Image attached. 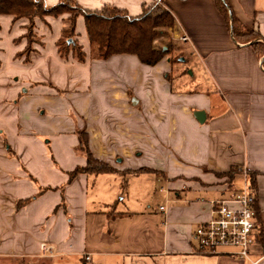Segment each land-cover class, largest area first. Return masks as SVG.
Listing matches in <instances>:
<instances>
[{
	"label": "crops",
	"instance_id": "1",
	"mask_svg": "<svg viewBox=\"0 0 264 264\" xmlns=\"http://www.w3.org/2000/svg\"><path fill=\"white\" fill-rule=\"evenodd\" d=\"M44 1L48 6L60 2ZM76 1L86 9L99 10L111 4L138 15L143 5L153 0ZM226 1L234 17L247 29L259 31V42L264 43V0ZM166 3L175 16L174 38L187 46L193 68L198 66L200 78L193 70L192 79L179 74V83L187 88L172 87L169 72L173 67L167 57L155 65L128 53L108 59L88 57L76 63L72 58L61 59L57 48H45L26 62L15 56L26 46L24 39L14 42L24 35L26 23L14 25L12 15H0V21L7 18L13 33L12 75L19 74L22 80L12 85L13 77L7 78L8 87L0 92V133L10 132L8 147L0 134V214L10 215L20 234L14 246L21 247L22 255L29 250L37 257H68L70 264H77L74 256L85 264H264V54L259 55L252 41L234 39L214 0ZM51 18L46 20L57 24L55 41L68 26V15ZM42 21L38 19L37 28ZM81 21L85 24L82 16L77 32L88 52L87 31L79 32ZM182 35L188 40H182ZM3 64L0 58V67ZM41 82L50 86L40 93L50 102L51 110L59 106L65 113L64 102L71 101L76 114L88 122L93 154L118 172L79 174L69 181L68 172L86 164V158L64 167L58 157L64 169L57 172L51 165L58 179L42 181L44 190L36 192L31 182L38 176L39 163L28 154L30 142L42 143L31 134L42 114L34 100ZM198 110L206 112L203 123L195 116ZM61 127L65 129L61 125L55 131ZM71 131L75 148L79 144L77 131ZM13 154L20 159L15 161ZM142 167L154 171L126 172ZM234 167L249 180V174L254 175L255 236L261 237L248 257L238 256L230 247L201 253L193 232L211 217L213 201L237 191L234 185L233 191L230 189L227 177L216 174ZM13 174L20 176L23 185L17 184ZM158 182L163 183L159 190L165 204L154 209L143 195ZM28 184L33 192L28 191ZM36 225L44 227L45 236L35 241L37 247L26 231ZM42 242L55 246L53 256L42 254ZM1 257L5 255L0 253Z\"/></svg>",
	"mask_w": 264,
	"mask_h": 264
},
{
	"label": "rangeland",
	"instance_id": "2",
	"mask_svg": "<svg viewBox=\"0 0 264 264\" xmlns=\"http://www.w3.org/2000/svg\"><path fill=\"white\" fill-rule=\"evenodd\" d=\"M48 17L50 16H47L46 18ZM54 18H51V19H54ZM6 19L7 18L4 17L3 20L0 21V48H1L0 58L4 63L0 67V92L1 93L4 88L6 90L8 87L6 86L7 78H10L11 76L13 77L12 85L22 82V80L21 81L19 80L21 79V77H19V74L12 75L15 72L14 70L15 68H13V66L10 64L11 62L10 54L12 52V47H13V45H11L10 36L13 33L12 31H10L11 30L10 24L7 22L8 20ZM38 19L39 18H36V21H35L36 23ZM21 21L26 23L25 30H24V35H25V33L27 32V25L29 23V20L27 18H20L15 21L14 25L18 24L17 22L20 23ZM39 23L41 24H39L38 28L36 24L35 29H34L35 35L33 36L31 43L28 45V47H31L29 51L27 52L24 51L28 44L27 37H24L23 35L22 37L18 39L16 38L14 40V42L17 43V42H20L21 39L22 40L24 39L23 41L26 43V46L24 47V49L20 51V52L24 51L23 55L20 57L16 54L15 56L17 58H21L24 61L28 62L30 61V58L34 55V53L38 52L39 50H42L45 48L52 49L51 51H54V49L56 48L58 50L57 41L59 38L63 37L62 34H63L64 29L61 32L59 38H57L54 41V37L57 32L56 31L57 24H54V20H51L48 23V21L44 19L42 22H39ZM68 26H69V21H68ZM158 30H159V34L156 36V38L153 41L154 47H156L157 49L175 48L174 51H172L171 53L167 54L164 57L165 59L166 57L169 59L170 57H172L171 65L173 69L171 72H169L170 79L173 77L172 87L174 89H177L180 87L187 88L186 84L183 85V83L182 84L179 83V80H178L179 74L183 73V76L185 77V79H192L193 76L191 75L192 74L191 70H193L195 77L197 76L198 78L199 77L198 66L197 64H195L194 68L196 70H194L193 65L191 64V60L188 59V54H187L188 52L186 51L187 46L183 44L180 40L174 38L173 27L172 28H160ZM83 31L84 33H86L85 24H83V22L81 21L79 23V32H83ZM74 39L78 41V43L81 44L79 35L74 36L72 39L70 38L68 42H71ZM87 51L88 52L85 51L86 52L85 60L88 57H90L91 59H102V58H99L97 55V46H94V45L92 46L90 43V46H88ZM58 54L60 58L63 60H70L72 58L74 60L73 62H76V63L85 62V60L81 61L78 58L74 57L73 54L71 53L69 54L67 58L62 56L59 51H58ZM43 67H44V64L39 66L37 68V71L39 70L40 72V70L43 69ZM41 72H42V75H45V70H42ZM40 85L41 87L38 86V89L39 88L41 89L37 91L38 93L34 100H35V104L37 105V107H42V110L40 112L42 114H40V118L36 120L35 122L36 128L33 130L31 134H33L32 137L37 139V141L39 140L42 141V143L30 142L31 148L28 154L33 160H37L39 163L38 165L39 167H37L38 176H36L35 177L36 179L32 180L31 182L32 184L35 185L36 192L44 190L42 181L50 183L58 179V177L54 176V173L51 170V165H53V168L56 169L55 171L59 172L62 169H64L65 166H71L68 164H71V162H73L74 160H82V159L83 161L85 160L86 156L84 152L80 149L79 144H78V147L72 148V145H74L73 143H74L75 134H73L74 132L71 131V129L75 128L77 132L80 130H86V125L88 124L85 118H83L79 114H76L75 110L72 108L71 101L64 102V107L66 108L65 113H62L60 111L59 106L58 107L53 106L54 109L51 110L50 102H48V100L45 99L44 95L40 93L42 89L44 90L50 89V86L42 82L40 83ZM69 88H71V86ZM0 113H3V109L1 105H0ZM0 122H3V119H0ZM61 125H63L65 129L61 127L62 129L59 132L55 131L57 129V126L60 127ZM66 129L69 130L70 132L64 133L65 131H67ZM0 134L5 138L4 139L5 142L8 143V140L6 137L10 135V132L8 133L1 132ZM6 147H8V145ZM12 157L15 161L20 159L19 156H17L16 154H13ZM58 157L61 159L60 162L62 161L61 164L64 167L58 162ZM129 176L130 175H128V180L130 179ZM13 178L16 180L17 184L23 185V183L19 182L20 176H18V174H13ZM133 184L134 183L132 182V186L134 187L135 184L134 185ZM162 184H163L162 182L156 183V186L153 189L149 188L150 190L146 191L147 194L143 195L146 197L145 199L149 200V202L152 204L154 209L155 208L158 209L161 204H165L164 194H162L159 190ZM233 185L236 190H241V189H244L246 185L249 186L250 181L244 175L238 174L235 180L233 181ZM28 186L29 184L27 185L28 191H31V186L29 187ZM13 189L15 190V188ZM13 189H11L9 193L12 194L14 191ZM153 191L157 192V194L153 195L154 193ZM89 192L91 196L93 192L91 187L89 188ZM134 198L135 196H133V199ZM32 210L34 213L36 212L34 208ZM30 212L33 214L32 211ZM0 217H1L0 253H3L5 255V257L0 258V264H70L69 262H67L68 257L55 258V259L37 257L36 255H32L31 252L29 254L28 253L29 250L23 251V255H22V253H20L21 247L14 246V244L15 243L17 244V241L20 240V234L18 233V231H15V229L13 228L10 215L5 214L4 216H2V214H0ZM26 231L28 234L27 235L28 238L32 239L34 243L36 240L38 241L43 240L44 227H42L41 225L39 227L37 225L32 226L30 229H27ZM35 246H36V243H35ZM34 253H36L35 247H34ZM74 260L76 261L77 264H85L79 259L78 256L77 257L74 256Z\"/></svg>",
	"mask_w": 264,
	"mask_h": 264
},
{
	"label": "trees",
	"instance_id": "3",
	"mask_svg": "<svg viewBox=\"0 0 264 264\" xmlns=\"http://www.w3.org/2000/svg\"><path fill=\"white\" fill-rule=\"evenodd\" d=\"M214 2L223 15L234 39L239 42L252 41V45L258 49L259 55L262 56L264 54V43L259 42L261 33L243 26L232 14L226 0H214ZM64 14L69 15V26L64 29L62 34L64 38L58 39L57 46L60 54L66 58L71 53L79 60H85L86 52L83 45L75 39L68 42L70 38L79 35L77 21L81 16L85 20L89 42L92 46H97L99 58L108 59L115 54L128 53L137 55L140 61L145 64L155 65L175 49H157L153 45L154 39L159 34L158 29L172 28L175 25V16L166 0H153L149 4H144L142 12L138 15H130L126 9L111 4H106L99 10L86 9L76 0H60L54 6H48L44 0H0V15H12L14 21L20 18L29 20L27 32L24 35L28 39L27 47L24 50L26 52L30 50L31 47H28V45L35 35L36 18L44 20L47 16L60 17ZM23 52H18L17 55L21 57ZM170 62H172V57H170ZM77 136L79 147L86 156V164L78 165L69 171V181L79 174L98 175L118 172L114 166L93 154L89 145V133L86 130L78 131ZM150 171L154 170L142 167L138 170H128L126 172L138 174ZM239 173L240 169L234 167L228 172L216 174L220 177H227V183L232 189L233 181ZM249 178L250 186L253 192L256 193L254 175L250 173ZM26 200L30 201L31 198ZM19 202L21 203V201ZM260 237L258 235L256 239Z\"/></svg>",
	"mask_w": 264,
	"mask_h": 264
},
{
	"label": "built area",
	"instance_id": "4",
	"mask_svg": "<svg viewBox=\"0 0 264 264\" xmlns=\"http://www.w3.org/2000/svg\"><path fill=\"white\" fill-rule=\"evenodd\" d=\"M181 39L186 41L188 37L182 35ZM256 202V193L250 185L227 198L213 201L211 217L200 222L193 232L197 251L217 253L222 248L230 247L238 256L248 257L256 240ZM41 252L53 256L55 246L42 242ZM85 259L90 260V255H86Z\"/></svg>",
	"mask_w": 264,
	"mask_h": 264
},
{
	"label": "water",
	"instance_id": "5",
	"mask_svg": "<svg viewBox=\"0 0 264 264\" xmlns=\"http://www.w3.org/2000/svg\"><path fill=\"white\" fill-rule=\"evenodd\" d=\"M195 116L201 123H203L206 119V112L203 110H198L195 112Z\"/></svg>",
	"mask_w": 264,
	"mask_h": 264
}]
</instances>
